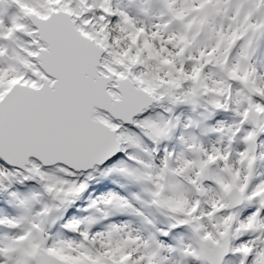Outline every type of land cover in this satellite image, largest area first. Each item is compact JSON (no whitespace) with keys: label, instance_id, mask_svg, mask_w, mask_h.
<instances>
[{"label":"snow or ice","instance_id":"obj_1","mask_svg":"<svg viewBox=\"0 0 264 264\" xmlns=\"http://www.w3.org/2000/svg\"><path fill=\"white\" fill-rule=\"evenodd\" d=\"M262 38L264 0H0V264H264ZM111 174L141 208L63 219Z\"/></svg>","mask_w":264,"mask_h":264},{"label":"rangeland","instance_id":"obj_2","mask_svg":"<svg viewBox=\"0 0 264 264\" xmlns=\"http://www.w3.org/2000/svg\"><path fill=\"white\" fill-rule=\"evenodd\" d=\"M122 3H126V0L122 1ZM263 42H264V38H262L260 40L259 46L255 50V53H254V55H253V57L251 59V63L256 67L257 72H259V73H264V49H263ZM161 145L163 146V148L165 147V145H167L169 148H171V143L170 142H164V143H161ZM163 148H162V151L160 152V154H162ZM138 154L139 155H143L142 153H138ZM261 170L264 171V168H262ZM86 193H87V191H85L84 193L81 194L80 198L78 199V202H82V200L86 196ZM102 194H106V193H102ZM151 214L155 217L156 222L160 226L166 227L165 225L167 224V222L163 221V219H164L163 216L159 215L158 213H156L152 209H151Z\"/></svg>","mask_w":264,"mask_h":264},{"label":"bare ground","instance_id":"obj_3","mask_svg":"<svg viewBox=\"0 0 264 264\" xmlns=\"http://www.w3.org/2000/svg\"><path fill=\"white\" fill-rule=\"evenodd\" d=\"M157 150L160 152V149L159 148ZM143 211H145L146 213H151V209H145ZM164 221L167 222L165 218H164Z\"/></svg>","mask_w":264,"mask_h":264},{"label":"water","instance_id":"obj_4","mask_svg":"<svg viewBox=\"0 0 264 264\" xmlns=\"http://www.w3.org/2000/svg\"><path fill=\"white\" fill-rule=\"evenodd\" d=\"M121 156H122V154H121ZM1 195V194H0Z\"/></svg>","mask_w":264,"mask_h":264}]
</instances>
